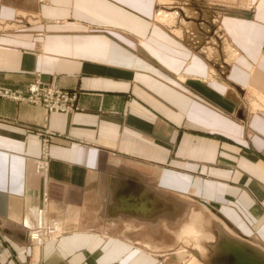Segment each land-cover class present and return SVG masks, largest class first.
<instances>
[{
	"label": "crops",
	"instance_id": "0c3cea01",
	"mask_svg": "<svg viewBox=\"0 0 264 264\" xmlns=\"http://www.w3.org/2000/svg\"><path fill=\"white\" fill-rule=\"evenodd\" d=\"M155 4L0 0V85L39 73L77 93L71 112L0 98V264H182L197 210L264 255V110L250 105L264 95V0L222 19L238 56L218 66L157 22ZM20 15L37 21L10 22ZM49 222L57 237L28 238Z\"/></svg>",
	"mask_w": 264,
	"mask_h": 264
},
{
	"label": "rangeland",
	"instance_id": "374dc122",
	"mask_svg": "<svg viewBox=\"0 0 264 264\" xmlns=\"http://www.w3.org/2000/svg\"><path fill=\"white\" fill-rule=\"evenodd\" d=\"M250 5H251V0H172V4L171 5L170 4L169 5L167 4V6H161L159 3L158 4H155V9H156V11L157 10H161V9L162 10H166V11H168V13L174 14L177 18L174 20L175 23L173 24V26L175 24L179 25L180 22L183 23V22H186V21H194L195 22V25L197 26V27L194 26V29L195 30L192 28V30L189 31V34H187L186 33L187 30H185V34H187L186 35L187 37L184 36V37H182V39H179V40H181L183 42H186V41H188L187 38H189V41L188 42L191 43V44H189V46L191 48H193L194 50H196L197 52L201 53L203 56H206L203 50L207 51L208 47H212L211 46L212 45V42L211 41H212V39H214V41L216 40L215 36L219 32V31H217L219 27H216L215 24L216 23H217V25H218V23L221 24V21L225 17V15H227V14H229L231 12H235V11L251 12L252 11V7H250ZM184 8L186 10H190L192 12H195L196 13V16L194 15V17L188 18L189 16L188 17L186 16V12H184V10H183ZM207 17H208V19H207ZM21 20H22V22H21ZM36 21H37V19L36 20H29L27 16L20 15V17L16 18L15 20H12L10 22H17V24L19 25V27H26V26H28L30 24H33ZM215 21H217V22L216 23H213ZM203 24L204 25L207 24V26H209L208 27L209 29L207 30V32H204V30H202L203 29V26H202ZM221 26H222V24H221ZM170 29H172V28H170ZM221 29H222V27H221ZM222 32H224L223 29H222ZM203 37H204L205 42L203 40ZM217 44L218 45H215V50H214V54H213L214 56L212 57L211 54H210V56L213 59L207 57V58H209L213 62L212 64L215 65V66H218V64L221 63L220 61L225 60L224 59L225 56H224V53H223V46L224 45L221 44V43H217ZM203 47H204V49H203ZM216 50H217V52H215ZM217 53H220V54L217 55ZM219 57H221V59ZM225 66H227V65H225ZM222 68L224 69L225 67H222ZM38 74L39 73H36L34 76H37ZM39 76H40V74H39ZM47 84L50 85L51 83L48 82ZM27 85L25 86V88L27 87ZM51 86H52V84H51ZM4 87H6V86H4ZM7 88H9V87H7ZM54 88H57L58 89V87H55V86H54ZM237 88L239 89V92L242 91V88L241 87L238 86ZM11 89H14V88H11ZM67 91H70V92L75 93L76 98L74 100V104L77 106V102H76L77 93H76V91H74V90L73 91L67 90ZM247 95H248V100H249L251 97H250L249 93ZM0 98H3V97L0 96ZM241 98H242V96H240V99ZM5 99H9V98H5ZM9 100H11V99H9ZM14 102H16V101H14ZM249 102H251V101H249ZM18 103H28V102L27 101L26 102L25 101H21V102H18ZM28 104H30V103H28ZM243 104H244V102H243ZM33 105H38V104H33ZM250 105H251V103H250ZM39 106H41L43 108L42 105H39ZM259 108L261 109L262 107L260 106ZM39 140H40V142H42V136L39 137ZM40 157L41 156H39V158ZM35 170L37 172L36 166H35ZM45 184H46V180H43V191H42L43 192L42 193L43 196L42 197H44V194H45V190H44V188H45L44 185ZM50 223H52V222H49L48 224H50ZM190 223H192V221L189 222V223H187V224H184V226L181 228V232H182L183 228L186 225L190 224ZM193 224L195 225V229L197 228L196 230L198 231V232H196V238L195 239L194 238L192 239L190 235L188 237L191 238V241H190V243L192 245L191 247H193L194 249L196 248V249H195V251H193L195 253H193L191 250L190 251L188 250L189 253H192V254L198 255V256L199 255L202 256L205 253V250L208 249V250H206V252H207L206 254H208V257L207 258L199 257V258H201L203 260H207V262H205V263H208V264H221L218 261L217 258H212L211 259V257H214L215 255L212 254V251H210L209 248H204L203 247V244H205V246H208L207 244H212V242H215V239L218 240L219 239V233H218V231L220 230L219 228H221L222 230L225 229V228L220 224V221L219 220H217L213 216H212V218L208 219L205 216V214H203L199 210H197L196 219L194 220ZM213 228H214V231L216 233L211 232V231H213L212 230ZM215 228H216V230H215ZM31 231L32 230L28 231V233H27L28 237H29V234H30L29 232H31ZM226 232H227V235L242 238V237L238 236L236 233H234L232 230H230L229 228L226 230ZM165 235H166V237L169 236V235H171V236L172 235L177 236V233L176 234H174V233L172 234V232H171V234L166 233ZM213 235H218V236H213ZM181 236H184V235L181 234ZM225 238H226V236H225ZM243 238L245 240L247 239L248 241L250 240V239H248L246 237H243ZM185 241L184 242H181V243H185ZM198 243L200 244L201 247L194 245V244H198ZM250 243H252V242H250ZM181 245H180V247H181ZM255 250H258V248H256ZM247 251L250 252V253H253L254 249H252V250L251 249H248ZM230 255H232V256H235L236 255L235 257H237V259H239V260L244 261L245 264H250V262L253 261L252 259L242 258V255H240V253H237V254L230 253ZM186 257L187 256L182 257V260H181V263L182 264L184 263ZM202 262H204V261H202ZM224 263L225 264H231V261L228 258L227 260H224Z\"/></svg>",
	"mask_w": 264,
	"mask_h": 264
},
{
	"label": "bare ground",
	"instance_id": "6f19581e",
	"mask_svg": "<svg viewBox=\"0 0 264 264\" xmlns=\"http://www.w3.org/2000/svg\"><path fill=\"white\" fill-rule=\"evenodd\" d=\"M157 1V4L159 3L161 6H167V4L169 5H171L172 4V0H156ZM184 10V12H186V16L188 17V18H191V17H194V15L196 16V13L195 12H192V11H190V10H186L185 8L183 9ZM179 13V12H178ZM185 15V14H184ZM183 15V16H184ZM199 16V15H198ZM154 18H155V20L157 21V22H159L161 25H163V26H165V27H167V28H169V30L173 33V35L174 36H176L177 38H179V39H182V37H187L186 35L187 34H189V31H191L192 30V28L194 29V26H196L195 25V22L194 21H186V22H180L179 23V25H177V24H175L174 26H173V24L175 23L174 22V20L177 18L174 14H172V13H168V11H166V10H157L156 11V13H155V15H154ZM183 19V18H182ZM207 19H208V17H207ZM216 20V19H215ZM180 21V20H179ZM217 21H215V22H213V23H216ZM205 24V23H204ZM202 25L203 26V29L202 30H204V32H207V30L209 29L208 27L209 26H207V24L206 25ZM222 24V23H221ZM221 24L220 23H218V25H217V23L215 24V26L216 27H219L218 28V30L217 31H219L218 32V34L215 36V38H216V40L214 41V39H212V47H208V49H207V51H205V50H203L204 51V53H205V55H206V57H209V58H212L214 55V50H215V45H218L217 43H221V44H223L224 46H223V53H224V56H225V60H223V62H224V64H229L232 60H234V59H236L237 58V56H238V52L235 50V48H233L232 47V45H231V43L229 42V40H228V37H227V35L225 34V32H222V29H221ZM193 26V27H192ZM197 27V26H196ZM201 27V26H200ZM199 27V28H200ZM170 28H172V29H170ZM185 30H187L186 31V33L187 34H185ZM195 30V29H194ZM198 32V31H197ZM196 32V33H197ZM209 32V31H208ZM215 32V31H214ZM191 34V33H190ZM193 36V35H192ZM199 38V37H198ZM210 38V37H209ZM185 39V38H184ZM188 39V41H189V38H187ZM203 40H204V37H203ZM191 41V40H190ZM204 42H205V40H204ZM206 44V43H205ZM221 46V45H220ZM214 47V48H213ZM221 48V47H220ZM200 49V48H199ZM203 49H204V47H203ZM221 50V49H220ZM202 51V52H203ZM215 52H217V50L215 51ZM210 54H211V56H210ZM218 54H220V53H217V55ZM216 55V56H217ZM220 59H221V57H219ZM218 58V59H219ZM213 59V58H212ZM222 64V63H221ZM252 89V88H251ZM251 92H253V89L252 90H250ZM254 94H255V100L254 101H252L251 102V107L253 108V109H255L256 110V108H259L260 106L262 107L261 109L262 110H264L263 108H264V95H262V94H260V93H258V92H256L255 90H254V92H253ZM252 94V93H251ZM251 99V98H250ZM41 154H42V150H41ZM35 164H37V167H36V169H37V172H38V175L41 177V179H42V181H43V179L45 180V178H46V181H47V172H46V164L45 163H42V165H38L39 164V159L38 160H36V163ZM39 166V167H38ZM45 168V169H44ZM156 200V199H155ZM151 211H153L151 208H146L143 212H151ZM148 217V216H147ZM54 223H56V222H54ZM47 226V225H46ZM45 227V226H44ZM197 229V228H196ZM195 229V225L193 224H188V225H186L184 228H183V230H182V232H180L182 235H184L185 236V238L187 239L186 241H185V244H188V243H190V241H191V238L193 239H195L196 238V232H198L197 230ZM220 230L218 231V233H219V239L217 240V239H215V242H212V244H207L208 246H205V244H203V247L204 248H209V250L210 251H212V254H214V255H217V254H220L219 252H224V254H225V256H223V257H226L227 256V254H230V253H234V252H238V253H240V255H242V253L244 252V253H246V254H244V255H242V258L243 257H245V259H252V260H255V259H259V260H264V255H263V253L261 252V251H256L255 252V254H253V253H247L246 251H245V247H244V245L246 246L247 244L245 243L244 244V242L242 241H237V240H230L229 239V237H228V235H227V232H226V229H221V228H219ZM37 230H39V231H36V230H33L32 232H31V234L33 235V236H35L36 235V233L38 234V236L37 237H31L32 239H30L29 237V239L32 241V242H39V241H43V240H47V239H44V235L42 236L41 235V233L43 232V230H40V229H37ZM213 231H211V232H214V233H216L215 231H214V228L212 229ZM215 230H216V228H215ZM60 231H61V228H60V225L58 224V223H56V228H55V231L53 232V234H52V238H55V237H57L58 235H59V233H60ZM30 233V232H29ZM213 233V234H214ZM217 233V234H218ZM191 236V238H189L188 236ZM198 235V234H197ZM213 236H218V235H213ZM225 236H226V238H225ZM51 238V239H52ZM209 240V239H208ZM198 241V240H197ZM195 246H200V244L198 243V244H194ZM243 245V246H242ZM192 245L191 244H189V247H191ZM201 247V246H200ZM206 250H208V249H206ZM206 250H205V253L202 255V258H207L208 257V254H206L207 252H206ZM178 253L180 254V255H184V256H187L186 257V259H185V261H184V263L183 264H205V262H202L203 261V259H201V258H199V256L198 255H194V254H192V253H189V251H188V246L186 245V246H184V247H181V249L178 251ZM220 256H222V255H220ZM241 259V258H240ZM206 264H208V263H206Z\"/></svg>",
	"mask_w": 264,
	"mask_h": 264
},
{
	"label": "built area",
	"instance_id": "2783aa9c",
	"mask_svg": "<svg viewBox=\"0 0 264 264\" xmlns=\"http://www.w3.org/2000/svg\"><path fill=\"white\" fill-rule=\"evenodd\" d=\"M47 83L48 82H45L38 74L32 79V81L28 83L25 89H11L0 85V96L3 98H9L16 102L27 101L30 104L42 105L46 113L71 112L77 109V106L74 104V100L76 98L75 93L60 88H54L53 85L51 86V84L49 85ZM41 136L42 154L39 158L38 165H42V163H45L47 171L49 144L55 137V134L45 130L43 131ZM55 228L56 223L52 222L40 229L43 230L41 235H44V239H51ZM31 232L29 234L30 239H32L31 237L38 236V232L35 236H33Z\"/></svg>",
	"mask_w": 264,
	"mask_h": 264
}]
</instances>
